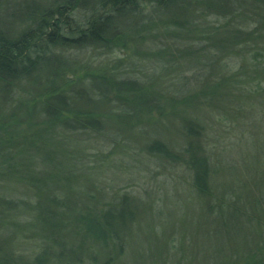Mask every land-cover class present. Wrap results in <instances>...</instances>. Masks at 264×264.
Instances as JSON below:
<instances>
[{
  "label": "trees",
  "instance_id": "obj_1",
  "mask_svg": "<svg viewBox=\"0 0 264 264\" xmlns=\"http://www.w3.org/2000/svg\"><path fill=\"white\" fill-rule=\"evenodd\" d=\"M83 1L62 0L40 14L33 27L15 39L0 32V91L7 98L9 91L18 96L19 91H25L26 88L30 94L29 100L15 101L12 119L15 121L16 117L24 116L28 127L35 123L36 128L27 137H20V132H17L3 140L2 135L8 127L6 123L13 122V126L19 129V123L7 118L8 121L0 124V144L15 152L11 161L16 157L23 162L27 160L25 165L22 163L15 166V171H22L27 177L22 181L30 191V202L26 203L32 220L31 232L41 241L43 252L37 257L38 264H45L48 259L53 264H70L69 261L76 259L90 264H139L133 258L135 253L132 244L136 225H131V222L136 219L135 206L126 197L118 195L114 197L115 202L106 204L87 194L79 196L77 193L74 199L68 194L65 196L60 190L67 188L72 192L73 188L68 184L69 180L61 178L59 171L66 168L69 179L73 176L71 172L74 167L68 166L71 156L67 151L63 154L64 147L68 145L65 135L82 130H97L99 127L100 120L94 116L97 114L91 110L90 104L103 103L105 107H116L120 113L115 115L114 120L120 126L123 125V116H127L124 111L130 112V115L138 110L147 111L148 97L143 96L147 94L146 89L134 82H115L107 72L98 76L90 73V87L92 91L98 92L101 99L98 96L99 101L92 97H80L77 92L70 90L75 82L66 78V71L72 73L68 69L71 62L62 60L56 51L64 53L69 48L77 51L87 48L104 50L115 46L122 48L129 41L140 50L139 41L134 38L136 32L133 35L123 34L117 30V23L123 20L125 27V17L128 14L136 15L137 3L147 2L157 11L156 25L159 21L164 23L163 18L175 24V28L185 22L186 28L182 29L185 34H174L176 30L168 33L160 32L159 28L152 30L154 33L156 31L155 34H161V37L168 35L166 38L173 40L170 43L171 49L172 46L185 43L188 46L187 53L177 56H185L188 64H193V77L201 78V85L193 87L191 94L186 96L183 113L186 104L192 103L194 108L219 113V116H228L229 119L230 116L239 120L245 117L257 119L258 112L264 110V65L260 59L263 55L258 52V46L260 51H264V34L232 33L235 30H232L231 22L249 16L252 23L258 22L264 28V0H216L211 6L203 0H192L204 10H214L218 18L230 20L226 23L229 25L220 28L216 26L211 30H196V26L189 22V2L181 4L184 0H94L88 7L82 6ZM76 9L82 12L90 9L89 17L83 24H78L71 16ZM183 12L184 19H181L180 14ZM151 37L158 36L151 34ZM157 50L163 53L162 49ZM177 52H180L179 49ZM215 53L219 56L218 60L214 59ZM229 56L235 58L232 68L236 72L221 79L222 72L228 73L230 70V61L222 63ZM217 73L221 75L220 78ZM112 88L116 90L113 104L108 101L109 89ZM75 96L80 97L78 100L83 107L78 106ZM158 111L161 113L160 107ZM245 111L248 113L245 114ZM182 124L181 137L184 143L182 147L176 146L178 150L160 140L146 146L148 153L173 165L171 169L175 173L183 170L196 194L191 201H183L184 208L190 213L183 214L182 219L185 220L182 221L183 227L180 226L177 245L169 249L170 254L173 253L169 264H236V259L229 257V253H238L235 239L234 242L232 240L235 234L232 228H242L240 217L244 205H253L249 198L256 196L260 202L264 200V134L260 131L264 120L253 122L255 133L251 134L249 146L252 150L247 156L251 157L249 179L241 177L240 170L233 169L236 163H226L221 155L219 158L223 164L220 160H216L217 165L211 162L207 127H202L193 119ZM1 150L3 148L0 154L3 153ZM21 155L26 159L18 158ZM1 160L5 162L4 158ZM40 162L46 163L50 171V177L44 182H38V175L34 171ZM64 164L67 166L63 167ZM216 171L223 175L219 181L214 175ZM62 181L68 183L62 184ZM231 193L232 197L229 198ZM242 197H246L243 199L245 203L239 205L243 202ZM8 205L11 210V202ZM184 234L189 235V239H185ZM204 239L219 243L223 240V244H220L223 250L206 256L208 251L203 246ZM224 244L228 250H225ZM185 245L189 250L184 249ZM129 251L130 262H125L124 257ZM217 253L228 255L217 258ZM262 260L257 252L249 258L251 264H264Z\"/></svg>",
  "mask_w": 264,
  "mask_h": 264
},
{
  "label": "rangeland",
  "instance_id": "obj_2",
  "mask_svg": "<svg viewBox=\"0 0 264 264\" xmlns=\"http://www.w3.org/2000/svg\"><path fill=\"white\" fill-rule=\"evenodd\" d=\"M186 1L190 5L189 22L196 26V30H211L216 26L220 28L223 25H229L226 24L230 21L229 19L218 18L214 10H204L192 0H184L181 4H185ZM203 1L211 6L216 0ZM61 2L62 0H0V32L8 38L15 39L26 29L33 27L40 14ZM92 2L94 0H84L82 6L88 7ZM89 12L90 9L86 12L76 9L71 16L78 24H83L89 17ZM180 18L184 19V12L180 14ZM125 19L126 26H123V20L119 21L117 30L123 34L132 35L136 32L134 38L139 41L140 50H137L129 41L126 47L122 48L115 46L104 50L87 48L78 51L69 48L64 53L56 51L59 56H62V60L71 62L68 69L72 73L66 71V78L75 82L70 90L77 92L80 97H85V99L92 97L97 101L101 99L98 92L96 90L93 92L90 87V79H92L90 73L98 76L103 72L109 73L115 82H134L139 87L143 86L147 93L143 96L148 97V103L145 101L148 106L147 111L138 110L131 115L128 114L130 112L124 111L127 116H123V125L120 126L114 120L115 115L120 113L116 107L106 105V108L103 103L102 105L99 103L89 105L91 110L97 114L94 116L100 120L99 127L97 126V130H82L65 135L68 145L64 147L63 154L67 151L71 156L68 166L74 167L71 172L73 176L69 179L66 168H62L59 173L65 181L69 180V183L62 181V184L68 183L73 189L72 192L67 188L60 191L65 196L68 194L72 199L77 193L79 196L87 194L104 204L115 202L114 197L117 195L126 197L136 208V219L131 222V225H136L132 234L135 253L133 258L139 261V264L154 262L169 264L173 255V253L170 254L169 249L176 247L180 226L183 227L182 221L185 220L182 219L183 214L189 212L184 208L183 201H191L190 199L196 194L192 191L188 176L183 173V170L175 173L171 169L173 165L148 153L146 146H149L150 142L160 140L178 150L176 146L182 147L184 143L181 137L184 126L182 122L187 123V120L192 121L193 119L202 127H207L208 149L212 151L210 152L211 162L217 165L216 160H220L221 155L226 163H236L233 169L240 170V176L249 179L251 157L247 156L252 150L249 140L255 133L253 122L264 120L261 119L264 117V110L258 112L257 119L245 117L239 120L230 116V120L228 116L225 118L222 115L219 116V113H211L206 109H201V111L194 108L192 103H187L186 111L183 113L186 96L191 94L193 87L201 85V78L193 77L191 72L194 68L193 64L189 65L185 56H177L180 53H187L188 46L185 43L181 46H172L171 49L170 43L173 40L167 39L168 35L161 37V34H155L156 31L154 33L152 30L159 28V31L163 33L176 30L174 34H185L182 30L186 28L185 22L178 24L175 28V24L163 18L164 23L159 21L156 25L157 11L153 5L142 1L137 3L136 15L128 14ZM231 23L232 30H235L232 33L240 31L243 34H264V28L258 22L252 23L249 16ZM151 34L158 37H151ZM157 49H162L163 53H159ZM177 49L180 52H177ZM258 50L263 55L260 59L263 60L264 65V51H260L259 46ZM249 53H251L250 50ZM164 54L166 55L163 56ZM215 54L214 59L218 60L219 56ZM170 56L172 60L169 62ZM234 60V56L223 60L222 63L229 61L231 63L229 72L223 71L221 79L236 72L232 68L235 64ZM217 75L220 78L221 75L218 73ZM24 90L19 91L18 96H15L8 88L7 98L0 91V124H4L7 118L14 121L12 108L16 107V100H29L30 94L26 92V88ZM114 92H116L114 88L109 89L108 101L112 104L114 103ZM80 97L75 96V99H77L78 106L83 107L78 100ZM159 107L161 113L158 111ZM247 113L248 111H245V114ZM14 122L19 123L17 125L19 129L13 126V122L6 123L8 127L2 135L3 140H7L17 132H20V137H27L31 130L36 129L35 123H31L28 127L24 116L16 117ZM260 131L264 134V124ZM144 133H146L145 136H143ZM2 148L3 153L0 154V264H38L37 257L43 252L41 241L31 232L32 220L26 203L30 202L28 197L30 191L22 181L27 177L22 171L19 173L15 171V166L22 163L25 165L27 160L23 162V160H17L16 157L11 161L10 158L15 154L13 149L1 146L0 149ZM20 157L25 158L24 155L18 156ZM1 158H4L5 162ZM220 163L223 164L221 160ZM7 164H10L9 168ZM65 166L67 165L64 164L63 167ZM34 171L38 175V182H44L47 177H50L48 176L50 171L44 162L38 163ZM216 173L215 178L219 181L223 175L218 171ZM241 192L242 190L239 193ZM231 197L232 193L229 195V198ZM245 198L242 197L243 202L239 205H244L243 199ZM249 201L253 205L250 206L249 203L244 205V211L240 217L242 228L239 227L237 230L232 228L233 233L235 231L232 240L234 242L235 239L238 253H229V257L235 258L236 264H251L250 255L256 252L264 262V200L260 202V199L254 196L249 198ZM9 202H11V210L8 209ZM15 205L18 207L15 208ZM185 239H189V235H185ZM221 242L223 240H220V243L205 240L203 246L208 251L205 253L206 256L216 251L221 252L223 250ZM224 247L228 250L225 244ZM184 249L189 250V247L185 245ZM217 254V258L228 255ZM124 258L125 262H130L131 252L129 251ZM47 262L45 264H53L51 259ZM69 263L90 264L82 259L69 261Z\"/></svg>",
  "mask_w": 264,
  "mask_h": 264
}]
</instances>
